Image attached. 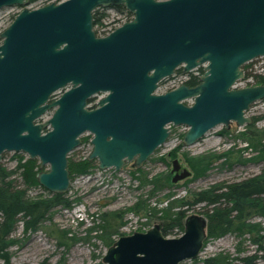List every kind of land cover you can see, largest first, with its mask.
<instances>
[{
    "label": "water",
    "instance_id": "obj_1",
    "mask_svg": "<svg viewBox=\"0 0 264 264\" xmlns=\"http://www.w3.org/2000/svg\"><path fill=\"white\" fill-rule=\"evenodd\" d=\"M120 4L133 18L98 36L94 10ZM14 5L23 9L0 32V161L16 151L49 164L37 176L51 192L68 191V154L85 132L94 134L88 159L99 168L140 167L166 142L170 123L187 125L183 142L192 145L217 125L252 123L247 110L264 99V83L239 86L245 63L264 56V0H0V9ZM203 63L199 83L156 92L179 66ZM99 92L108 94L89 108ZM179 170L174 159L173 182L191 175ZM206 237V217L191 213L177 236L161 223L121 235L104 261L179 264L198 257Z\"/></svg>",
    "mask_w": 264,
    "mask_h": 264
},
{
    "label": "rangeland",
    "instance_id": "obj_2",
    "mask_svg": "<svg viewBox=\"0 0 264 264\" xmlns=\"http://www.w3.org/2000/svg\"><path fill=\"white\" fill-rule=\"evenodd\" d=\"M52 1L62 0H39L29 6L38 7ZM22 9L21 5L0 9V32ZM128 18L127 13L108 7L103 16V26L97 24L95 27L101 29L106 26L105 29L110 30ZM247 63H251L247 71L264 73V56ZM178 74L177 77L164 78L157 92H164L181 83L180 80L186 76ZM243 81L245 85L257 84L253 77ZM185 102L190 104L192 100ZM51 114L52 111L48 112L43 119ZM247 114L253 117L252 123L237 125L233 121L229 128L217 125L192 145L183 142L188 126L170 123V135L166 142L158 146L138 168L134 166V161H126L120 169H101L98 159L92 160L96 164L92 172L70 177V187L65 195L71 204L54 207L35 231H25L20 223L12 235L9 260L0 258V264H107L104 255L121 235L146 231L155 223H160L162 218L159 216L165 209L174 213L181 207H187L181 205L183 200L193 201L199 192H210L220 187L221 193H224L239 181L263 178L264 99L253 103ZM255 117L259 118L254 122ZM90 135L88 132L82 134L81 144L68 154L69 161L88 158L93 150ZM17 153L24 154L21 161ZM27 156L25 152H3L0 165L8 171L6 180L14 183L16 189L27 187L20 175L21 162ZM200 156L201 159L210 156L211 161L204 159L200 162ZM174 159L180 163V172L187 168L191 175L173 182L176 173L173 172ZM193 160L203 170L195 171L191 163ZM49 167L47 164L40 170H48ZM154 178H157L156 188L152 182ZM26 197L30 200L45 199L52 197V192L42 185L28 187ZM224 206L225 203L220 206V203L198 202L188 207V215L198 213L206 217L207 237L198 257L179 264H204L207 258H215L216 264H245L247 257L248 260L251 257L252 264H264V212L256 205L242 215L232 210L230 204L231 212L227 216L232 220L231 226H223L213 232L209 226L210 215L217 208L225 210ZM119 211L124 216L116 220L118 231L106 232L104 215L107 214L111 220L112 215Z\"/></svg>",
    "mask_w": 264,
    "mask_h": 264
},
{
    "label": "trees",
    "instance_id": "obj_3",
    "mask_svg": "<svg viewBox=\"0 0 264 264\" xmlns=\"http://www.w3.org/2000/svg\"><path fill=\"white\" fill-rule=\"evenodd\" d=\"M39 0H29L30 4H34ZM121 10H126L124 5L118 6ZM101 7H98L94 10V23L101 21L103 13L101 12ZM128 11V10H127ZM101 12V13H100ZM251 63H245L244 67L246 69L245 79L252 78L255 79V83H264V73L251 72L247 71ZM189 83L195 84L199 82V77L192 75V78L188 81ZM259 117L254 118V122ZM21 161L24 158V154H16ZM220 156V155H218ZM210 156L202 157L200 156V162H204V159H207L206 162H210ZM196 160V159H195ZM209 160V161H208ZM199 162V163H200ZM192 165L195 166V171H201L203 168L198 167V163L194 160L191 161ZM22 168L20 170V175L23 182L27 185L25 189H16L15 184L11 181H7L8 171L2 165H0V258L5 261L9 260V247L13 243V234L20 223L23 224L25 231H35L38 229L40 223L46 219L54 207L60 205H70V199L65 195V193L52 192V197L39 199V200H30L26 197L28 187H38L41 185L38 181L37 173L40 171V161L38 158H31L29 156L25 157V160L21 162L20 165ZM96 166L95 162L89 160L88 158L80 160L78 162L69 161L70 177L73 178L75 175L87 174L92 172L93 168ZM206 167V166H204ZM154 183V188L158 186L157 178L152 179ZM264 177L258 180H247L242 183L234 184L229 186L228 191L224 193H215L213 190L208 192H199L196 194L193 201L183 200L181 205H187V207H181L174 213L163 211L159 217L162 218L160 222L162 225V231L164 234H180L185 227V219L188 216V207L192 204H196L200 201L207 200L209 204H214L220 202L224 204L225 198L227 203H225V210H215V213L210 215L209 226L214 232L217 228L226 226L228 228L232 224V220L229 216V205L230 201L233 202L232 210L238 208L241 213L247 210L244 206L246 202H251V209L259 206L260 209L264 212ZM140 205V204H139ZM137 205V206H139ZM142 206V204H141ZM258 207V208H259ZM141 208V207H140ZM156 212L157 209L155 208ZM208 211V210H207ZM210 211V210H209ZM220 211V213H218ZM124 213L116 212L114 213L113 219L109 220V217L104 215L105 225L104 229L106 232H117L119 226H116V220L119 221L124 215ZM228 215V216H227ZM117 219H115V218ZM251 257L248 260V257L245 258V264H252ZM217 261L215 258L205 259L204 264H216Z\"/></svg>",
    "mask_w": 264,
    "mask_h": 264
},
{
    "label": "flooded vegetation",
    "instance_id": "obj_4",
    "mask_svg": "<svg viewBox=\"0 0 264 264\" xmlns=\"http://www.w3.org/2000/svg\"><path fill=\"white\" fill-rule=\"evenodd\" d=\"M120 5H123V4H120ZM119 5H111V6H100L101 8L100 9H102V10H104V12H102L103 13V16L105 15V10L108 8V7H113L114 9H115V11H117V12H120V13H123V12H125V13H127L128 14V16H129V18H128V20H130V19H132L133 18V16H134V14L132 13V12H130V10H128L127 9V7H126V10H121L119 7H118ZM128 10V11H127ZM102 20H103V17L101 18V21L100 22H98V23H94V29H95V31H96V34L98 35V36H104V35H107L108 33H110L112 30H114L116 27H118L119 25H121V24H119V25H117V26H115L114 28H111L110 30H107V28L105 29V27H102L101 29H98L97 27H95V25H97V24H102L101 26H103V22H102ZM124 23V22H123ZM122 23V24H123ZM205 65H206V63H203L201 66L199 65V66H197L196 68H194L192 71H185L184 70V68H183V65H181V66H179L177 69H176V71H175V73L174 74H172L171 76H169V77H177L179 74L178 73H181V74H183V75H185L186 77H184L183 79H181L180 81H181V83H188V84H190V85H195V84H197V83H195V84H192V83H189L188 81L192 78V75H196V76H198L199 77V82H200V76H201V74L204 72V67H205ZM168 77V78H169ZM165 78H167V77H165ZM164 79V78H163ZM162 79V80H163ZM161 80V81H162ZM160 81V82H161ZM160 82H159V84H160ZM198 82V83H199ZM181 83H177V85L176 86H178V85H180ZM176 86H174V87H176ZM159 87V86H158ZM173 87V88H174ZM66 88H62V89H60L59 91H57L54 95H52V99H56L57 97H59L62 93H63V91L65 90ZM172 89V88H171ZM170 90V89H169ZM166 91H168V90H166ZM166 91H164V92H166ZM156 92H157V90H156ZM155 92V93H156ZM157 93H162V92H157ZM108 93L107 92H99V93H96V94H94L93 96H91L89 99H88V106H89V108H96V107H98L99 106V102H100V100L103 98V97H105L106 95H107ZM43 119V118H42ZM43 120H45V119H43ZM170 125V124H169ZM88 133L89 134H91L90 136H91V143H92V138H93V136H94V134L92 133V132H90V131H88ZM93 144V143H92ZM93 147H94V144H93ZM149 158V157H148ZM94 159H97V158H94ZM94 159H89V160H94ZM126 161H129V160H126ZM131 161H134V160H131ZM99 164V163H98ZM125 164V163H124ZM134 166H135V164H134ZM136 168H138L137 166H135ZM176 171H174V173H175ZM242 182H245L244 180L243 181H239L238 183H242ZM238 183H234V184H238ZM213 191L215 192V193H220L221 192V188L220 187H215L214 189H213ZM261 196H264V194L262 193V194H260ZM223 200H224V203H227V201H226V199L225 198H222ZM200 202H205V203H208L207 202V200H203V201H200ZM221 201H219V202H216V203H214V204H217V203H220ZM233 200L232 201H230V204H232V206H233ZM251 205H252V203L251 202H246L245 204H244V206L247 208V210L246 211H244L243 213H242V215L245 213V212H248V211H250L251 210ZM235 210L234 211H238V212H240L239 211V209L238 208H234Z\"/></svg>",
    "mask_w": 264,
    "mask_h": 264
},
{
    "label": "built area",
    "instance_id": "obj_5",
    "mask_svg": "<svg viewBox=\"0 0 264 264\" xmlns=\"http://www.w3.org/2000/svg\"><path fill=\"white\" fill-rule=\"evenodd\" d=\"M263 66H264V65H263ZM262 68H264V67H262ZM261 73H262V72H261ZM243 80H244V79H242V80L239 81V86L245 85Z\"/></svg>",
    "mask_w": 264,
    "mask_h": 264
}]
</instances>
